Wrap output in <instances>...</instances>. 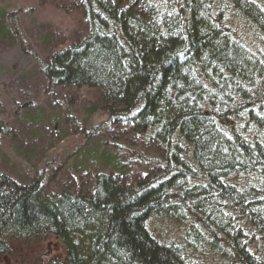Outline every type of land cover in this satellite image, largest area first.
I'll use <instances>...</instances> for the list:
<instances>
[{
  "label": "trees",
  "instance_id": "trees-1",
  "mask_svg": "<svg viewBox=\"0 0 264 264\" xmlns=\"http://www.w3.org/2000/svg\"><path fill=\"white\" fill-rule=\"evenodd\" d=\"M38 5L79 15L82 37L54 42L38 25L32 42L19 11L0 8V46L31 59L45 92L91 93L58 162L78 160L90 186L69 173L59 195L0 173V264L17 261L14 243L48 238L61 252L46 264H264V0ZM28 104L32 130L14 136L25 149L45 127ZM65 108L51 104L50 148L67 137Z\"/></svg>",
  "mask_w": 264,
  "mask_h": 264
},
{
  "label": "rangeland",
  "instance_id": "rangeland-1",
  "mask_svg": "<svg viewBox=\"0 0 264 264\" xmlns=\"http://www.w3.org/2000/svg\"><path fill=\"white\" fill-rule=\"evenodd\" d=\"M0 8L7 11H19L21 26L24 29L25 36H31V41L35 38V32L38 25H43L44 28L50 26L52 40L62 41L64 37L73 34L76 39L82 37L81 20L79 15L72 14L66 16L63 12L54 9L51 6L40 7L38 0H0ZM35 8L33 15H28L22 9ZM62 39V40H61ZM52 41V42H53ZM40 41L36 42L37 46ZM47 83L42 75L36 71L31 59L26 58L20 48L14 45L0 46V120L4 122L10 134L0 136V173L13 179L18 183L25 184L26 181L36 177L45 180L44 185L48 190H57L53 181L58 179H69V173L75 176L73 184H80L85 181L90 186L89 177L78 180V173L85 170L78 160L74 164L62 163L58 166L59 160L64 155V149L68 147V143L74 144L78 141V129H74L72 123H80L82 112L89 105L91 93L86 89H63L53 88L48 89L50 92H45ZM72 99V103H68ZM38 102L42 113L38 119V128L43 127V134L34 142V148L28 147L25 144L22 147L15 141L14 136L18 138L22 135L27 138L31 132L33 124L29 119H26L23 112L26 109L33 108L28 102ZM63 104L61 105V102ZM59 102V104L57 103ZM26 103L27 106H23ZM55 107L65 108L61 119V126L67 130L65 140L58 141L56 148H50L52 141H43L46 137L47 126H50L51 120L49 115L53 112L51 104ZM65 103L67 105L65 106ZM34 118H36L33 115ZM105 116L95 113L92 117L93 124L98 123ZM36 127V128H37ZM37 128V129H38ZM29 129V131H28ZM56 129V128H55ZM41 133V131H40ZM57 134V130L53 131ZM26 143H28L26 141ZM55 146V145H54ZM63 149V150H62ZM86 159V157H85ZM81 166V167H80ZM131 174L130 172L128 173ZM84 185V184H83ZM78 188V187H77ZM36 241V240H35ZM47 242L52 243L51 238ZM45 240H38L27 243H14L13 258H16V264H38V255L45 256L44 262L50 256L60 255L61 250L53 252L50 244H46ZM50 248V249H49ZM49 252H52L49 254ZM49 254V257H47ZM54 254V255H53ZM58 258H61L60 256Z\"/></svg>",
  "mask_w": 264,
  "mask_h": 264
},
{
  "label": "bare ground",
  "instance_id": "bare-ground-1",
  "mask_svg": "<svg viewBox=\"0 0 264 264\" xmlns=\"http://www.w3.org/2000/svg\"><path fill=\"white\" fill-rule=\"evenodd\" d=\"M31 182V180H28V181H26V183L25 184H29ZM46 187V186H45ZM51 192H53V193H56V194H62L61 192H59V191H57V190H51ZM3 245H4V248L5 249H7L8 248V245H6L5 243H3ZM43 258H45V257H43V256H40V255H38V264H46V261L44 262V260H43ZM8 262V261H7ZM15 262V264L17 263V261H14ZM9 263H11L10 261H9Z\"/></svg>",
  "mask_w": 264,
  "mask_h": 264
}]
</instances>
